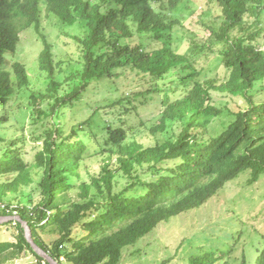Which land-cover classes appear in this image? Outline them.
I'll use <instances>...</instances> for the list:
<instances>
[{
	"label": "trees",
	"instance_id": "obj_1",
	"mask_svg": "<svg viewBox=\"0 0 264 264\" xmlns=\"http://www.w3.org/2000/svg\"><path fill=\"white\" fill-rule=\"evenodd\" d=\"M182 1L0 0V107L28 84L23 64H9L13 76L6 64L13 60L20 33L29 27L42 43L38 67L50 80L48 93L33 99L34 118L48 126L44 124L46 129L37 137L42 145L32 162L23 158L19 138L0 150V215H19L34 242L60 264H117L123 248L161 222L199 207L240 173L249 171L250 182L264 173V97L254 92L257 82L264 83V48L257 42L264 38V0H208L218 9L220 24L205 26L206 41L192 45L198 53L209 49L215 55L221 75L214 64L203 70L187 49L173 48V14ZM42 3L61 22L72 25L79 20L86 30L84 38L75 37L83 47L81 67L60 82L52 45L40 28ZM127 68L142 75L149 87L121 95L104 106L103 113L92 109L81 124L64 132L60 113L92 84L118 78ZM62 82L69 91L59 94ZM216 92L232 97L236 108L216 106ZM156 101L153 119L140 118L130 125L139 107ZM224 109L231 119L210 133L211 120ZM94 124L101 135L89 133ZM145 132L162 137L144 145L138 137ZM91 137L96 142L104 138L107 147L102 151L117 154L118 167L107 165L100 177L82 182L73 200L69 190L76 187L72 180L79 176ZM32 168L40 171L38 198L28 194L12 211L7 195L30 184ZM119 177L124 183L116 189ZM4 225H13L16 233L14 241H0V263L29 253L35 260L24 264H50L32 249L20 221ZM78 225L85 233L76 238ZM47 229L55 234L50 242L39 232ZM255 263L264 264V246Z\"/></svg>",
	"mask_w": 264,
	"mask_h": 264
},
{
	"label": "rangeland",
	"instance_id": "obj_2",
	"mask_svg": "<svg viewBox=\"0 0 264 264\" xmlns=\"http://www.w3.org/2000/svg\"><path fill=\"white\" fill-rule=\"evenodd\" d=\"M41 8L40 28L52 45L53 61L56 64L55 76L60 82L66 77H73V73L81 67L80 57L83 47L75 37L84 38L86 30L79 20L67 25L54 14L48 13L44 3ZM173 15V19L176 20L173 27V48L187 49L188 54L197 61V67L203 70L212 68L213 64L216 67L215 55L211 54L209 49L198 53L192 44L196 42L201 45L206 41L205 26L216 28L220 24L218 9L212 7L208 0H183L174 10ZM260 26L264 32V14ZM19 36L17 51L13 60L7 62L6 68L13 76L9 64L15 61L23 64L28 84L21 88L6 106L0 107V150L11 139L19 138L23 158L32 162L38 146L42 145V140L37 137L48 126L45 120L39 121L34 118L33 99L48 93L46 88L50 80L38 67V55L42 43L33 27L23 30ZM150 41H146L145 44L148 46ZM257 42L263 49L264 38L259 37ZM217 64L216 72L221 75L222 69L219 67L221 65L219 62ZM148 87L147 80L142 75H137L131 68H127L118 78L101 79L100 82L92 84L89 90L84 91L73 106L60 113L61 128L64 132H69L73 126L81 124L91 114L92 109L100 108L103 113L104 106L111 104L121 95H131ZM255 88L258 90L254 91L258 92L257 98L264 97V83L257 82ZM59 90V94H62L69 91V87L62 82ZM214 98L213 103L220 108H225L228 104L231 110L236 108L232 97L225 93L216 92ZM48 100L53 101L52 98ZM237 100L238 104L242 103L241 99L237 98ZM41 105L47 108L48 102ZM157 108H159L157 101L139 107V115H133L136 118L134 120L129 119L130 125L133 126L140 118L145 121L153 119L158 112ZM230 119L229 113L224 109L222 115L211 120L208 131L217 133ZM100 131V128L94 124L89 133L98 136L101 135ZM161 137L160 134L155 137L145 132L138 137V141L144 145H153L156 138ZM87 143L88 151L78 168L79 176L72 180L76 183V187L69 190V196L73 200L78 199L82 182L89 183L93 177H100L107 165L111 168L118 167L117 154L111 155L107 150L102 151L107 147L103 137L97 142L96 138L91 137ZM30 176L32 181L28 186L21 188L15 194L7 195L6 200L11 202L10 210L14 209L18 202H26L28 194L35 199L38 198L37 183L40 171L32 168ZM250 178L249 171H244L227 182L220 192L199 207L161 222L134 244L123 248L117 264H243V262L256 264L255 258L264 246V173L255 182H250ZM117 182L116 189H121L124 180L119 177ZM39 232L46 242L55 238V234L48 229ZM13 233H16L13 225L0 223V241H14ZM84 233L82 227L78 225L73 234L78 238ZM34 260L32 255L26 254L17 260L11 259L0 264H24ZM62 264L73 263L64 260Z\"/></svg>",
	"mask_w": 264,
	"mask_h": 264
},
{
	"label": "water",
	"instance_id": "obj_3",
	"mask_svg": "<svg viewBox=\"0 0 264 264\" xmlns=\"http://www.w3.org/2000/svg\"><path fill=\"white\" fill-rule=\"evenodd\" d=\"M20 221L24 227V233L27 241L29 242L32 249L44 259H46L50 264H60L57 260H55L52 256H50L46 251L40 248L33 240L30 228L26 221L22 220L19 215H8L3 216L0 215V223L8 222V221Z\"/></svg>",
	"mask_w": 264,
	"mask_h": 264
},
{
	"label": "crops",
	"instance_id": "obj_4",
	"mask_svg": "<svg viewBox=\"0 0 264 264\" xmlns=\"http://www.w3.org/2000/svg\"><path fill=\"white\" fill-rule=\"evenodd\" d=\"M26 254H29V253H26ZM26 254H23V256L26 255ZM30 255H31V254H30ZM15 260H17V259H15Z\"/></svg>",
	"mask_w": 264,
	"mask_h": 264
}]
</instances>
